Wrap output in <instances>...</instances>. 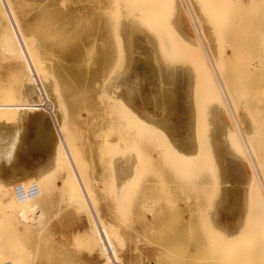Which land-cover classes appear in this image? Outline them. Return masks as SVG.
<instances>
[{"label":"rangeland","instance_id":"374dc122","mask_svg":"<svg viewBox=\"0 0 264 264\" xmlns=\"http://www.w3.org/2000/svg\"><path fill=\"white\" fill-rule=\"evenodd\" d=\"M171 1L8 0V8L11 7L13 9L14 12L11 14L16 17L20 32L25 41H27V45H31L30 49L28 46L27 50L28 52L30 50V52L26 54V50H24L25 53L23 54L25 55L23 56L26 57L29 54V60H33V63L31 62L30 64L29 61V64H26L28 60L24 61V57L21 54L23 51H19L16 54L17 56L19 53L21 54L17 58L13 55H11L13 56L12 58L10 55L8 56L10 52L5 48L0 38V100H6L7 97L11 101H23L24 98L27 100L36 99V103L39 101L37 103L39 105L37 108L39 110L37 111L39 112H36L39 115H37L36 119L40 120L43 116H47L46 113L49 109H52L56 114L52 115L51 118L49 117L48 123L52 122L54 118L57 123L55 127L52 126L51 128L49 126L50 128L42 129L36 135L37 145L32 143V147H30L31 151H33V144L35 147L39 145L38 147L42 150V153L48 154L47 159L49 161L46 169L48 171L44 172L46 175L44 176L43 172H41L39 175L43 177L38 176L40 181L37 180L40 184L36 181L38 184L34 183L31 185L33 194L31 193L29 196L25 194V196H28L27 198L21 196L22 199L19 197L17 200L16 198H12L16 200V203L12 199L9 201L14 204H12L14 208L10 210L16 211L15 214H18L15 221L13 213L14 219L12 220L18 221L19 225L24 224L22 227L25 226L27 228V225H30L32 220L36 219L27 231L18 228V225V231H14L16 227L12 228L13 231H10L14 237H11L12 240L17 239L13 241L19 243L21 248L25 249V252H30L31 259L29 258L30 261L28 260L27 264H102L114 252L112 250H110L111 252L108 250L107 253L106 251L104 252L103 247H101L103 244L100 246V240L98 242L95 239L96 237L100 238L106 235L105 230L108 233L110 230L109 234L112 233L113 241L116 244V257L120 261L119 264H264V193L262 192L264 191V95L258 94L254 87L251 92H248L244 83L239 82L240 85H237L236 90L238 97L234 99V105L230 103L228 105L229 108L226 110L228 117L230 118L231 116L234 122L239 119L238 123L236 122V127L239 128V135L242 133L245 135H241L243 139L242 144L245 143L246 146L244 145L243 147H246L249 153H244V148L241 146L243 160L232 155L235 157L233 164H236L237 159H240L237 162L244 169L247 167L248 172L251 170V167L249 169V159L253 161L254 166L257 165L255 168V173H257L253 176L256 183H258V180L259 184L263 183L261 184L263 187L262 194L260 191L258 194H253L251 180L248 181V185H245L246 183L243 182L241 184L239 177H229L226 179L224 173H222L220 160L214 157L215 153L213 154L212 151L215 149L209 138L207 139L212 126L211 120L208 123L209 114H207V110L202 106L203 104L201 105L202 102L200 106L198 105L200 108L196 106L199 111L196 108V119L194 118L196 120L194 122L197 124V130L195 129L196 135L194 137H197V139L195 138L196 144H200L197 146V152L193 151L191 153L195 154L191 155V157L188 156L189 151L184 148V145L188 144V137L184 136L185 132L183 133V128L177 125L174 96L173 98L169 96L172 95V91L170 92L169 90L173 88L176 79L174 82L172 80L177 77L176 75L179 71L180 73L183 71L184 74L188 72L187 74L191 75L190 72L193 70L194 59L193 54H190L189 46H192V42H195L196 39H202L196 42H198L199 46H202L200 48L207 55L206 57L209 59L210 64L212 62L211 59L214 57L212 56L214 53L211 50L216 53L215 57L219 55L222 60H225L224 54L219 53V51L216 52L214 42H211V39L209 42H207V39L206 41L204 40L205 35H207L206 31L207 33L210 32V23L213 22L211 19L217 16L225 20L224 27H226L228 34V44L231 50L235 52L234 63H240V57L246 51L256 52L258 49H264V0H211L212 2L210 0H178L179 7L181 5V8L185 10L181 11L185 14L186 12H190L186 14V17H191L189 20L187 19L189 21L187 22L190 25L194 21V25L192 24L191 28L196 26L195 29L198 31L196 32L195 29L190 28L192 30L191 33L195 31L193 36L196 37V39L191 37L192 35L190 36L191 38L189 37L192 42H190L187 36V38L183 39L182 37L185 36L177 30L174 24L173 1ZM192 1H194V4ZM198 3L202 5L195 6ZM217 3L219 4L217 5ZM171 12L173 16L170 15ZM8 14L11 15L10 13ZM185 14L183 15L185 16ZM195 20L198 21L196 22ZM200 20L206 27H203ZM198 22L200 28L198 27ZM1 23L0 19V35L3 32ZM148 28H150L149 31L152 30L154 32V35L152 31H148ZM200 29L204 30L203 34ZM202 35L204 36L201 37ZM155 36H158L159 40ZM185 44H188V47L187 45L185 47ZM185 52L188 53L186 54ZM181 58L186 62L184 60L181 61ZM187 61L190 62L187 63ZM178 64L181 65L178 69H175V65ZM28 65L30 67L34 65L32 67L35 71L34 74L38 72L35 77H38L39 73H42L39 77L43 80V84L46 83L44 84V88L49 86L46 87V90L49 92L50 98L41 95L35 97L33 93L28 92L32 89V86L37 85L33 81L31 73L29 74L32 68L28 67ZM184 65L187 66L185 70ZM141 66L143 70H141ZM211 66L213 69L214 65L211 64ZM35 67L38 71H36ZM164 69H167V71L163 72L164 74L159 73V71H164ZM169 70L175 71L171 73ZM176 70H179L178 73ZM215 71L216 81L221 86H224L223 82L225 83V80L222 77L219 79L218 76L220 74ZM61 73L64 75L65 81L69 83V86L74 89L72 100L74 101L73 112L77 117L75 121H69L68 118L69 106L58 80V74L62 76ZM140 74H144V76L146 74V76L140 79L137 77ZM159 76L164 77V79L162 80ZM168 76L171 78L167 79ZM165 78L169 84L173 83L172 86H169L171 89L168 87L169 84H165L167 83ZM85 80L89 84L84 83ZM260 81L264 82V77L260 78ZM49 82L52 84H49ZM165 88L166 91H164ZM225 96L227 99V94ZM229 100L227 99L228 103ZM126 107L127 109H124ZM103 111L110 118L115 117L117 120L120 119L123 126H126L123 128L122 134L103 133L101 131ZM203 111L204 113H202ZM133 114L136 115L133 116ZM136 116L139 122L136 120ZM23 117L25 118L26 114ZM8 121L12 125L16 122V126H12L9 122H6L8 125L4 124L10 125L7 127L2 123L0 126L2 139L13 142L22 135L25 142L24 146L26 147V143H29L28 138L25 140V137L28 136L26 132L29 133L28 129H30L28 122H24L22 119ZM135 121L138 123L142 121L143 124L148 125L146 126L148 129L145 127L141 128L143 125L141 123L138 125ZM248 122L249 124H244ZM22 124L24 126H21ZM20 126L26 130L20 128ZM93 128L98 131L91 132ZM226 134L227 132L224 134V138L227 137ZM117 135H123L126 138V141L121 138L124 144H126V151L120 150L117 145L115 148L109 146L107 140L113 136L117 137ZM54 136L55 140L58 136L62 138L61 141L58 140V144L59 142L63 143L57 145L58 147L63 146V149L62 147L60 148L66 152L67 158L61 150L59 152L56 150L55 153L51 152ZM88 136L91 141L95 142V146L91 145L89 149H85L83 143L88 142ZM185 138L187 141H184L186 140ZM210 143L214 150L211 149ZM79 144H81V147ZM182 147L184 148L183 150ZM228 147L226 145V148ZM199 148L200 151L198 150ZM208 149L213 156L209 153ZM228 149L230 152L233 151L232 153L235 155V148L230 146ZM87 153H89L91 158L96 156V161L98 162L97 177L96 175L94 176L93 165L89 166L82 158V155H86ZM55 154L58 155H56V160L63 156L60 164L56 163ZM131 154H134L132 157L135 161L137 160V167H135V174H133L137 179V183H135L136 180L134 182L128 181L125 185L123 182V184H120L121 186L117 183L116 185L121 189L120 195H117L118 188L114 182L112 185L103 182L104 172H107V178H110L109 174L111 173L115 174L116 177L118 174H124L127 167L125 163H129ZM179 154L180 156H186L184 157V161L183 158L181 160V157L177 156ZM253 156L254 159H252ZM208 157L210 159H207ZM212 157L215 160L212 159V161ZM62 159L65 161L67 159L70 165L64 160L62 161ZM63 162L67 163L68 166ZM112 164H115V166ZM54 166L55 169H53ZM69 166H73L77 170L76 172L79 173L76 175L79 178H83H80V180L76 178V175V177L74 175L71 176L73 169L69 171ZM108 170L111 171L108 173ZM116 171H118V174H116ZM52 172L53 174H51ZM93 178H100L103 183L95 182ZM76 179H79L77 184L74 182ZM72 181L76 187L72 186ZM79 181L81 182V185H79L81 187L77 186L80 183ZM68 184H71V186ZM83 185L86 187H83ZM69 186L71 187L72 194L69 192L70 189L68 191ZM245 186L248 188V193ZM75 191L79 193L73 196ZM234 192H237L239 195L237 200ZM132 193L133 196H131ZM138 193L139 196H136ZM81 194L85 197L87 196L86 198L90 195L89 198H92L90 200L91 203L88 199L85 200V197L83 198ZM253 195H256V197ZM101 196L112 202L113 205L115 204L116 213L122 214L123 217L125 215L123 210L126 211L127 205H132V202L134 204L137 197V205L143 214L144 221L147 222L146 217H149L147 226L142 231H136L132 227L120 229L109 224L101 216L99 210L102 202ZM78 197H82L86 203L89 201L90 204H88L90 206L88 207V204H85L83 200H79ZM131 197L133 198L132 202ZM28 201L29 204H27ZM30 204H34L32 205L33 207L35 206L34 209L36 208L38 211L39 208V211L36 212V209L35 211L32 209L34 213L29 212L32 207ZM9 205L11 208L10 203ZM82 206L86 207L83 208ZM8 208L6 207V211ZM10 210L8 211L10 212ZM19 210L22 212L27 211L25 213V215L27 214L26 218L29 216V213L31 217L35 213L37 214L35 215L36 217H33L34 219L29 216V224H25L24 221L27 220L26 223H28V219L23 218L25 215ZM87 211L89 212L87 213ZM0 212L2 215L4 214L3 207L2 209L0 208ZM1 217L0 215V219ZM18 219L20 221L24 219L21 222L22 224L19 223ZM217 219L223 223H220ZM3 220L1 226L3 225L4 229L0 228L3 229V232L4 230L7 232V225L3 223ZM79 224L81 225L80 227H78ZM123 224L125 226L126 223ZM221 224L222 227L219 228ZM8 225L10 227L12 225L15 226L13 223L12 225L8 223ZM103 225L110 229L107 231ZM225 231L227 234L233 235H227ZM0 232L2 233L1 230ZM96 232L97 234H95ZM7 233L6 236L9 235ZM11 233L9 236H12ZM125 233H130V235L125 236ZM234 233H237L236 236ZM1 235H3L2 238L4 237L3 239L5 240H0V243L3 242L4 244V241L6 243L9 240L6 241L9 236L6 238L4 233ZM225 235L228 237H225ZM8 242L7 245L9 244ZM11 251H13L12 248ZM22 252L21 254H25V252ZM105 264H108V262L106 261Z\"/></svg>","mask_w":264,"mask_h":264},{"label":"bare ground","instance_id":"6f19581e","mask_svg":"<svg viewBox=\"0 0 264 264\" xmlns=\"http://www.w3.org/2000/svg\"><path fill=\"white\" fill-rule=\"evenodd\" d=\"M129 1V0H128ZM173 1V9H174V17H175V26L177 27V30H179V33L181 32L182 34H183V36H185V37H182L183 39L184 38H187L188 37V39H189V37L191 36V37H194L193 36V34L195 33V31H196V29H195V27L193 28V29H195V31L193 32V33H191V25L193 24L194 25V21H193V23H191L190 25H189V18H191V17H186V14H189L188 12H186V14L184 13V12H182V11H185L184 9H182L181 8V5H180V7H179V2H178V0H172ZM171 1V2H172ZM211 1V0H210ZM183 2V1H182ZM194 1H192V3H193ZM197 2V1H196ZM212 2V1H211ZM220 2V1H219ZM180 3H181V1H180ZM216 3V2H215ZM8 0H0V19H1V24H2V28H3V32H2V34L0 35V38H1V41H2V43L4 44V46H5V48H7V50H8V52H10V54H8L7 52V54H8V56L10 55H13V56H15L16 58L17 57H19V54H18V56L16 55L19 51H23L21 54H22V56L23 55H25V54H23V53H25V51L24 50H26V54H27V50H28V46H29V49H30V46L31 45H27V41H25V39H24V37H23V35H22V33L20 32V29L18 28V24H17V20H16V17L15 16H13V14H11V13H13L14 11H13V9L11 8V7H9L8 8ZM182 4V3H181ZM194 4V3H193ZM214 4V3H213ZM219 3H217V5H218ZM185 5V4H184ZM200 5H202V4H200V3H198L197 5H195V6H200ZM195 6H194V8H195ZM214 6H215V4H214ZM186 7V6H185ZM217 7V6H216ZM198 8V7H197ZM212 9H215V8H212ZM132 10V9H131ZM182 10V11H181ZM187 10V9H186ZM195 10V9H194ZM201 10V9H200ZM219 10H221V8H219ZM170 11H171V9H170ZM188 11V10H187ZM222 11V10H221ZM133 12V11H132ZM8 13H10L11 15H9ZM212 13H214V12H212ZM183 14H185V16L183 15ZM206 14H207V12H206ZM170 15H172V12H171V14ZM214 15V14H213ZM140 16V15H139ZM173 16V15H172ZM199 16H200V14H199ZM209 16H211V15H209ZM215 16V15H214ZM195 17V16H194ZM201 17V16H200ZM144 18V17H143ZM199 18V17H198ZM202 18H203V16H202ZM210 18V17H209ZM208 18V20H210ZM188 19V20H187ZM195 19H196V17H195ZM192 20V19H191ZM199 20V19H198ZM197 20V21H198ZM207 20V19H206ZM211 20L213 21V22H211ZM210 20V26H211V28H210V26H209V28H210V32H208L207 33V31H206V34L207 35H205V41H206V39L208 40L207 42H209V40L212 42H214V47H215V49H216V52H218L219 51V53H222V54H224L225 55V60H222L221 59V57L219 56V55H217V57H215L216 56V53L213 51V50H211L213 53H214V55L212 54V56H214L213 58H212V56H211V64L212 65H214L213 67V69H212V66H211V64H210V61H209V59L206 57L207 55H205L204 53L205 52H203L202 50H201V48H200V46H199V44H198V42H196L197 40L199 41V40H202V39H200V38H198V39H196V37H194L195 39H196V41L195 42H192L190 39V42H192V46H189L190 47V54H193V59H194V65L192 66L191 65V63H190V65L192 66V68H193V70H191V75L189 74H184V72L182 71L181 73H180V68H179V70H176L177 71V73H178V71H179V73L176 75V74H174V75H176L177 77L176 78H174L172 81L174 82V80H175V84H173V88L171 89L169 86L171 85L172 86V84H169L167 81V79L169 78H171V77H169V76H171V75H169L168 77H167V79L165 78V80H166V82L167 83H165V84H169L168 85V87L171 89V90H169L170 92L172 91V95H169V96H171V98H173V96H174V106H175V109H176V111H177V117H175L176 118V122H177V125L179 126V127H182L183 129H182V131H183V133L185 132V137H188V144L187 145H184L185 147V149L186 150H188L189 151V155L188 156H190L191 157V155H194L193 153H191V152H193V151H195V152H197V146L200 144H196V140H195V138L197 139V137H194L196 134H195V129L197 128L196 126H197V124L194 122V121H196L195 119H196V115H195V113H196V108L198 109V107L200 106V103H201V105L204 107V109L205 110H207V114H209L210 116H211V118H210V116L208 115V117L210 118H208V123L210 122V120H211V126H212V129H210V134H208L209 135V137H207V139L209 138V140L212 142V145H213V147H214V149L212 148V145H211V143H210V145H211V149L212 150H214V151H212V153L214 154L215 153V155H214V157L215 158H217V159H219L220 160V165H221V168L220 169H222V173H224V175H225V177H226V179H228L229 177L231 178V177H234V178H238L239 177V180L241 181V184H242V182L243 183H246L245 185H248V181H250L251 180V183H252V192H253V194L255 193H257L258 194V192L260 191H262V185L261 184H263V183H260L259 184V180H258V183H256V181H255V179H254V174H256L255 173V168H256V166H254V163H253V161H251V159H249V169H250V167H251V170H250V172H248V170L245 168L244 169V167H242L241 165H239V163L237 162L238 160L240 161V159L242 158V160H243V151H242V147L245 145V143L244 144H242V134L241 135H239V133H240V131L238 130L239 128H237L236 127V122L239 120H237L236 122H234V120L232 119V117L230 116V118L228 117V115H227V109L229 108V106L228 105H230V103L232 104V105H234V99L235 98H237L238 97V93H237V85L239 84L240 85V83L239 82H242V83H244V85L246 86V88H247V90H248V92H251V90L253 89V87L256 89V92L258 93V94H262V95H264V82L263 81H260V78L262 79L263 77H264V49H258L256 52H251V51H246V52H244L243 53V56L242 57H240L241 58V61H240V63H234L233 61V58H234V55H235V52L234 51H232L231 50V48L229 47V44H228V40H227V38H228V34H227V31H226V27H224V21L225 20H222V18L220 19L218 16L217 17H215V18H213V19H211ZM125 21V20H124ZM130 21V20H129ZM144 21V20H143ZM188 21V22H187ZM196 21V20H195ZM196 21V22H197ZM203 21L205 22V20H204V18H203ZM202 21V22H203ZM141 22H142V20H141ZM192 22V21H191ZM209 22V21H208ZM134 23V22H133ZM200 23H201V20H200ZM144 24V23H143ZM202 24V23H201ZM192 25V26H193ZM198 25H199V22H198ZM203 25V24H202ZM202 25H201V28H202ZM206 25H207V21H206ZM143 26V25H142ZM146 27H148L147 25H146ZM199 28H200V25L198 26ZM203 27H206V26H204L203 25ZM208 27V26H207ZM119 28V27H118ZM143 28V27H142ZM171 28V27H170ZM191 28V29H190ZM145 29V28H144ZM149 29L150 28H148V31H149ZM204 29V28H203ZM145 30H147V29H145ZM171 30V29H170ZM202 29H200V31H201ZM117 31H118V29H117ZM152 31V30H151ZM151 31H149V32H151ZM173 31V30H172ZM223 31V32H222ZM120 32V31H119ZM174 32V31H173ZM176 32V31H175ZM196 32H198V31H196ZM203 32H204V30H202L201 31V33L203 34ZM152 33H153V35H154V32L152 31ZM177 33V32H176ZM212 34V36H213V39H212V36H211V34ZM120 34V33H119ZM178 35V34H177ZM197 36H199L198 34H196ZM204 35H202L201 37H203ZM151 36V35H150ZM187 36V37H186ZM206 36H208V37H206ZM156 37V36H155ZM175 37H177V36H175ZM190 37V38H191ZM200 37V36H199ZM156 38H158V36L156 37ZM179 38V37H178ZM209 38V39H208ZM180 39V38H179ZM157 40H159V38L157 39ZM192 40H193V38H192ZM130 41V40H129ZM204 41V42H205ZM160 42V41H159ZM185 43H186V41H184ZM188 43V42H187ZM200 43V42H199ZM28 44H29V42H28ZM32 44V43H31ZM125 44V43H124ZM148 44V43H147ZM210 44V43H209ZM260 44V43H259ZM186 45H187V47H188V44H185V47H186ZM189 45H191V44H189ZM261 45H262V42H261ZM33 46H34V44H33ZM148 46V45H147ZM210 46H212L211 44H210ZM209 46V48L211 49V47ZM122 47V46H121ZM182 47H184V46H182ZM202 47V46H201ZM213 47V46H212ZM214 47H213V49H214ZM150 48V47H149ZM135 49V48H134ZM177 49H179V48H177ZM182 49V48H181ZM6 50V51H7ZM151 50V49H150ZM186 50V49H185ZM4 51V50H3ZM182 51V50H181ZM188 51V50H187ZM29 52H30V50H29ZM28 52V53H29ZM152 52V51H151ZM5 53V52H4ZM131 53V52H130ZM186 53V52H185ZM184 53V54H185ZM188 53V52H187ZM186 53V54H187ZM6 54V55H7ZM21 54H20V56H21ZM156 55V54H155ZM162 55V54H161ZM13 56H11V58L13 57ZM29 54L25 57V56H23V57H21V58H23L24 59V61L27 59L28 61L26 62V64H29ZM122 56V55H121ZM181 56V55H180ZM190 56V55H189ZM219 56V57H218ZM30 57H32V56H30ZM127 57V56H126ZM129 57V56H128ZM182 57V56H181ZM184 58V57H183ZM186 58V57H185ZM127 59V58H126ZM160 59V58H159ZM158 59V60H159ZM175 59H177V57H175ZM182 59V58H181ZM181 59H179V60H181ZM192 59V58H191ZM192 59V60H193ZM15 60V59H14ZM22 60V59H21ZM32 60V59H31ZM140 60V59H139ZM184 59H182L181 61H183ZM188 60V59H187ZM123 61V60H122ZM170 61V60H169ZM176 61V60H175ZM174 61V62H175ZM180 61V62H181ZM185 61V60H184ZM22 62H23V60H22ZM31 62L33 63V60L32 61H30V64H31ZM36 62V61H35ZM38 62V61H37ZM124 62V61H123ZM142 62V61H141ZM186 62V61H185ZM188 62H190V61H187V63ZM184 63V62H183ZM37 64V63H36ZM35 64V65H36ZM161 64V63H160ZM170 64V63H169ZM177 64V63H176ZM182 64V63H181ZM181 64H178V65H175L174 67H175V69L177 68L178 69V67L181 65ZM131 65V64H130ZM141 65H142V63H141ZM163 65V64H162ZM32 67H34V65H31ZM37 66H38V64H37ZM122 66V65H121ZM144 67H145V65H143ZM185 66V65H184ZM28 67H30V65H28ZM32 67H30V68H32ZM142 67V66H141ZM182 67H183V64H182ZM187 66H185L184 67V70L185 69H187L186 68ZM190 67V66H189ZM33 69V68H32ZM32 69H30V72L29 71H27V72H29V74L31 73V76H32V78H33V81H35L36 83H37V85H35V86H32V89L30 90V91H28L29 93H33L34 94V96L35 97H37V96H39V95H41V96H44V97H49V92H47V90H46V87H49V86H46L45 88H44V84H46V83H44L43 84V80H41V78L39 77L42 73H39L40 75L37 77H35V75H36V73L38 74V72H36L35 74H34V69H33V73L31 72L32 71ZM35 69H36V67H35ZM174 69V68H173ZM172 69V70H173ZM190 69V68H189ZM188 69V70H189ZM141 70H143V67L141 68ZM140 70V71H141ZM148 70V69H147ZM182 70V69H181ZM217 71V73L218 74H220L218 77H219V79H220V77H222L224 80H225V83L223 82V80H222V78H221V80H222V82H223V84H224V86H221L220 84H219V82L218 81H216V77H215V75H214V71ZM36 71H38L37 69H36ZM165 71H167V69H164V71H162L161 70V72L159 71V73H163V72H165ZM169 71H171V70H169ZM169 71H168V73H169ZM175 71V70H174ZM174 71H171V73L172 72H174ZM215 71V72H216ZM26 72V71H25ZM45 72V71H44ZM121 73V72H120ZM146 73V72H145ZM150 73V72H149ZM170 73V74H171ZM29 74H26V75H29ZM164 74V73H163ZM166 74V73H165ZM25 76V75H24ZM125 76V75H124ZM145 76H146V74H145ZM144 76V74H140V75H138L137 77H139L140 79H142V77H145ZM28 77H30V76H28ZM46 77H48V76H46ZM155 77V76H154ZM160 77V76H159ZM166 77V76H165ZM31 78V79H32ZM160 78H162V80L164 79V77H160ZM30 79V80H31ZM50 80V79H49ZM117 80V79H116ZM160 80V79H159ZM257 80V81H256ZM259 80V81H258ZM53 81V80H52ZM126 81V80H125ZM124 81V82H125ZM172 81H170V82H172ZM45 82V81H44ZM222 82H220V83H222ZM134 83V82H133ZM161 83H162V81H161ZM237 83V84H236ZM256 83V84H255ZM49 84H52L51 82H49ZM163 84V83H162ZM32 85V84H31ZM163 86V85H162ZM242 87V86H241ZM163 88V87H162ZM167 88V87H166ZM166 88L164 89V91H166ZM128 89V88H127ZM131 89V88H130ZM132 89H134V87H132ZM50 90V89H49ZM136 90V89H135ZM126 91V90H125ZM130 91V90H129ZM128 92V91H127ZM123 93H124V91H123ZM128 93H130V92H128ZM166 94V93H165ZM170 94V93H169ZM227 94V99H230L229 100V103H228V101H227V99H226V95ZM57 95V94H56ZM126 95V94H125ZM128 95V94H127ZM131 95V94H130ZM168 95V94H167ZM168 96V97H169ZM46 98V99H47ZM50 98V97H49ZM133 98V97H132ZM2 99V98H1ZM9 97H7V99L6 100H0V126H1V124L3 123H6V122H9L8 120H17V119H22V120H24V122L26 121V122H28V124L30 125V129H28L29 130V133L28 132H26V134H28V136L27 137H25V140H27V138H28V140H29V143L27 142L26 144V147L24 146V144H25V142H24V137L22 136V135H20V137L18 138V139H14L15 141H11V142H8V141H6L5 139H2V137H1V135H0V201L1 200H3V201H1L0 202V205H1V209H2V207H3V211H4V214L2 215V210H1V212H0V215L3 217V219H2V217H1V219L4 221L3 223L4 224H6L5 226H6V229H7V232L9 231H13V229L16 227V229H14V231H18V228H21L22 230L24 229L25 231H27V229L29 228V226L32 224V222L34 221L35 222V220H32V219H30V220H32V222H31V224L30 225H27V228L24 226V227H22L23 225H19L18 224V221L17 222H15L16 221V217L18 216V214L16 215L15 213H16V211L14 212L13 210V212L10 210V209H12V208H14V206H12V204H13V202L11 203V202H9V201H11V199L12 198H16V200L17 199H19V197L21 198V196H23L24 198L26 197H28L31 193L33 194V189H32V184H34V183H39V177L40 176H42V175H39L41 172H43L42 174H44V176L46 175L44 172L46 171V169H47V164H48V159H47V155H45V154H43L42 153V150L38 147V146H34V144L35 145H37V140H36V135L38 134V133H40L41 132V130L42 129H44V128H48L49 126H51V128H52V126H54L55 127V125L57 124L56 123V119L54 118V119H52V122H50V123H48V120H49V117L51 118L52 117V115H54V114H56V112L54 111V110H52V109H49V111L47 112V111H45V112H47L46 114H47V116H43L40 120H38V119H36L37 118V115H39V114H37L36 112H39V111H37V110H39V109H37L38 107H39V105L37 104L39 101H37V103L35 102V100L36 99H34V100H27L26 98H24L23 99V101H11V99H9ZM39 99V98H38ZM147 99V98H146ZM170 99V98H169ZM22 100V99H21ZM144 100V99H143ZM246 100H247V97H246ZM32 101V102H31ZM128 101V100H127ZM41 102V101H40ZM48 102V101H47ZM133 102V101H132ZM150 102V101H149ZM124 104V103H123ZM133 104V103H132ZM245 104V103H244ZM52 105H53V103H52ZM124 105H126V104H124ZM146 105V104H145ZM199 105V106H198ZM231 105V106H232ZM40 106H41V103H40ZM43 106V105H42ZM51 106V105H50ZM147 106V105H146ZM196 106H198V107H196ZM245 106V105H244ZM233 107V106H232ZM200 108V107H199ZM234 108V107H233ZM54 109H55V107H54ZM124 109H127V107L126 108H124ZM129 109V108H128ZM137 109V108H136ZM202 109V108H201ZM48 110V109H47ZM203 110V109H202ZM40 111H41V109H40ZM127 111V110H126ZM198 111H199V109H198ZM229 111V110H228ZM235 111V110H234ZM44 113V112H43ZM128 113H130V112H128ZM202 113H204V111L202 112ZM24 114H26V117L24 118L23 117V115ZM36 114V115H35ZM199 114H201V113H199ZM206 114V115H207ZM134 115H136V114H133V116ZM141 115V114H140ZM144 115V114H143ZM205 115V114H204ZM233 115V114H232ZM132 116V118H134ZM170 117V116H169ZM45 118V119H44ZM143 118V117H142ZM195 118V119H194ZM205 118H207V117H205ZM237 118V117H236ZM242 118V117H241ZM58 119H59V117H58ZM58 119H57V122H58ZM144 119V118H143ZM143 119H142V121H143ZM201 119V118H200ZM203 119V118H202ZM6 120V121H5ZM136 120H137V116H136ZM149 120V119H148ZM205 120H207V119H205ZM247 120V119H246ZM21 121V120H20ZM138 122H139V119L137 120ZM137 121H135V122H137ZM142 121L140 122L141 123V125H143V127H141V128H146V129H148L146 126H148V125H146L145 123V126H144V124L142 123ZM204 121V120H203ZM243 121V120H242ZM18 122V121H17ZM22 122V121H21ZM20 122V123H21ZM23 122V123H24ZM137 122V123H138ZM198 122H199V119H198ZM202 122V121H201ZM200 122V123H201ZM207 122V121H206ZM16 123V122H15ZM15 123L12 125V123H10L9 122V124H11L12 126H16L15 125ZM140 123H138V125L140 124ZM148 123V122H147ZM203 123V122H202ZM208 123H206V124H208ZM238 123V122H237ZM7 124V123H6ZM6 124H4V126H7ZM25 124V123H24ZM24 124H22L21 126H24ZM150 124V123H149ZM239 124H241V123H239ZM245 125L246 124H249V122L248 123H244ZM59 125V124H58ZM137 125V126H138ZM210 125V124H209ZM10 126V125H9ZM9 126H7V127H9ZM18 126H19V124H18ZM20 126V128H24V127H21ZM27 127H28V125H26ZM207 127V126H206ZM240 127H241V125H240ZM50 128V127H49ZM59 128V127H58ZM138 128V127H137ZM245 128V127H244ZM25 129V128H24ZM57 129V128H56ZM177 129H178V127H177ZM208 129V128H207ZM240 129H243V128H240ZM26 130V129H25ZM27 130V131H28ZM179 130H181V129H179ZM197 130V129H196ZM56 131V130H55ZM148 131V130H147ZM248 131V130H247ZM251 131V130H250ZM227 132V137H225V138H227V139H225L224 138V134ZM239 132V133H238ZM178 133V132H177ZM197 133V132H196ZM205 133V132H204ZM248 133V132H247ZM1 134H3L2 132H1ZM23 134H24V132H23ZM26 134H25V136H26ZM53 134H54V132H53ZM250 134V133H249ZM60 136H61V134H59ZM174 135H176L175 133H174ZM187 135V136H186ZM60 136H58L57 137V139L55 140V136H54V140H53V144H52V153H55L56 152V150L59 152V150H61V148L60 147H62V149H63V146L61 145V146H59L58 147V145H60V144H62V143H60L59 142V144H58V140L59 141H61V137ZM182 136V135H181ZM207 136V135H206ZM243 136H245L244 134H243ZM39 137V136H38ZM60 137V139H58ZM176 137V136H175ZM183 137V136H182ZM169 138V137H168ZM184 138V137H183ZM202 138H203V136H202ZM225 140H224V139ZM186 139V138H185ZM40 140V139H39ZM168 140H170V139H168ZM200 140H201V136H200ZM41 141V140H40ZM184 141H187V139L186 140H184ZM245 141H246V139H245ZM244 141V142H245ZM169 142V141H168ZM170 142H172L171 140H170ZM179 142V141H178ZM32 143H34L33 144V151H31V148L30 147H32ZM198 143V142H197ZM207 143H208V141H207ZM247 143H248V140H247ZM58 144V145H57ZM73 144V143H72ZM171 144V143H170ZM182 144V143H181ZM209 144V143H208ZM43 145V144H42ZM209 145V146H210ZM226 145H227V147H228V145H229V147L231 146L232 148H235L236 149V152H235V155L232 153V152H230V150L228 149V148H226ZM249 145V144H248ZM174 146V145H173ZM172 146V147H173ZM202 146V145H201ZM242 146V147H241ZM246 146V145H245ZM56 147H58V148H56ZM65 147H67V146H65ZM179 147V146H178ZM208 147V146H207ZM249 147V146H248ZM183 147H182V150L184 149ZM203 148V147H202ZM202 148H201V150H202ZM209 148V147H208ZM244 148V147H243ZM54 149H55V151H54ZM67 149V148H66ZM210 149V150H211ZM171 150V149H170ZM199 151H200V148L198 149ZM244 153H246V154H249L248 153V150H247V148L245 147L244 149ZM62 151V150H61ZM68 151V150H67ZM176 151V150H175ZM204 151V150H203ZM208 151H209V149H208ZM207 151V152H208ZM63 152V155H65V157L67 158V156H66V152H64V150L62 151ZM69 152V151H68ZM185 152V151H184ZM251 152V151H250ZM191 153V154H190ZM198 153H200V152H198ZM209 153L210 154H212L210 151H209ZM59 154V153H58ZM69 154H70V152H69ZM173 154V153H172ZM177 154V153H176ZM205 154V153H204ZM213 154H212V156H213ZM57 154H55V161H57L56 163L58 164H60L61 163V158L63 157H59L57 160H56V157L58 156H56ZM134 155V154H133ZM235 156L236 158H240V159H237V161H236V164L234 163L233 164V162H234V158L235 157H233V156ZM252 155V154H251ZM177 156H179V157H181V160H182V158H183V161H184V157H186V156H180V154L179 155H177ZM210 157H211V155H209ZM247 156V155H246ZM249 156V155H248ZM64 157V158H65ZM77 157V156H76ZM178 157V158H179ZM195 157V156H194ZM210 157H208L207 159H210ZM119 158V157H118ZM121 158V157H120ZM129 158H132V155H131V157H129ZM193 158V157H192ZM248 158H251V157H248ZM115 159V158H114ZM123 159V158H122ZM121 159V160H122ZM186 159V158H185ZM188 159V158H187ZM191 159V158H190ZM197 159V158H196ZM215 160L213 157L211 158V160ZM252 159H254V156H253V158ZM64 159H62V161H63ZM72 160V159H71ZM124 160V159H123ZM192 160V159H191ZM198 160V159H197ZM212 160V161H213ZM241 160V161H242ZM245 160V159H244ZM65 161V160H64ZM69 161V160H68ZM127 161V160H126ZM137 161V160H136ZM135 161V162H136ZM178 161H180V160H178ZM210 161V160H209ZM211 161V162H212ZM218 161V160H217ZM248 161V160H247ZM65 162H67V159H66V161ZM65 162H63L66 166H68L67 165V163H65ZM124 162V161H123ZM122 162V163H123ZM181 162V161H180ZM189 162H190V160H189ZM201 162V161H200ZM216 162V161H215ZM255 162H256V160H255ZM130 163V162H129ZM187 163H188V161H187ZM193 163V162H192ZM214 163V162H213ZM217 163V162H216ZM222 163V164H221ZM54 164H55V162H54ZM69 165H70V162L68 163ZM72 164V163H71ZM74 164V163H73ZM84 164V163H83ZM126 164V163H125ZM127 164H128V162H127ZM134 164V163H133ZM182 164H184L183 162H182ZM189 164V163H188ZM195 164V163H194ZM240 164H241V162H240ZM256 164V163H255ZM56 165V164H55ZM113 165V164H112ZM214 165V164H213ZM244 165V164H243ZM58 166V165H57ZM86 166V165H85ZM113 166H115V164L113 165ZM246 166V165H245ZM71 167V168H70ZM78 167V166H77ZM119 167V166H118ZM121 167V166H120ZM259 167V166H258ZM258 167H257V169H258ZM50 168V167H49ZM195 168V167H194ZM53 169H55V166L53 167ZM60 169H61V167H60ZM70 169H73L72 171V175L71 176H73L74 175V177H76L77 175L76 174H79L78 172H76L77 170L76 169H74L73 168V166H69V168H68V170L69 171H71ZM256 169V170H257ZM48 171V170H47ZM46 171V172H47ZM50 171V170H49ZM79 171V170H78ZM51 172V171H50ZM74 172H75V174H74ZM117 172V173H116ZM115 173L116 174H118V171H116ZM252 172V173H251ZM258 172H259V169H258ZM70 173V172H69ZM85 173V172H84ZM83 173V174H84ZM125 173H127V172H125ZM48 174V173H47ZM51 174H53V172L51 173ZM131 174V173H130ZM261 174V173H260ZM259 174V175H260ZM76 175V176H75ZM115 175V174H114ZM121 175V174H120ZM39 176V177H38ZM51 176V175H50ZM81 176V175H80ZM118 176H119V174H118ZM117 176V177H118ZM43 177V176H42ZM116 177V178H117ZM253 177V178H252ZM76 178H79V176H77ZM81 178V177H80ZM79 178V179H80ZM83 178V177H82ZM81 178V179H82ZM258 178V177H257ZM48 179V178H47ZM46 179V180H47ZM75 179V178H74ZM73 179V180H74ZM78 179V180H79ZM80 179V180H81ZM124 179V178H123ZM225 179V178H224ZM259 179V178H258ZM37 180H39V181H37ZM77 179H76V181H74L76 184H77V181H78ZM117 181H118V179H116ZM116 180H115V182H116ZM128 180V179H127ZM130 180V179H129ZM231 180H233V179H231ZM37 181V182H36ZM43 181H45V179H43ZM83 181V180H82ZM122 181V180H121ZM236 181H237V179H236ZM42 182V181H41ZM71 182V181H70ZM73 181H72V186L74 185L75 187H76V185H75V183H74ZM80 182V181H79ZM37 183V184H38ZM40 184V183H39ZM85 184V183H84ZM123 184V183H122ZM130 184V186H132L131 185V183H129ZM128 184V185H129ZM249 184H250V182H249ZM68 185H70L71 186V184H68ZM79 185H81V182L80 183H78V185L77 186H79ZM115 185H116V183H115ZM124 185H125V183H124ZM227 185V184H226ZM31 186V187H30ZM69 186V188H68V191H69V189L71 188ZM117 186V185H116ZM135 186V185H134ZM79 187H81V186H79ZM78 187V188H79ZM83 187H86L85 185H83ZM246 187V186H245ZM129 188V187H128ZM247 188V187H246ZM37 189H38V186H37ZM72 189H73V187H72ZM85 189V188H84ZM119 189H120V187H119ZM127 189V188H126ZM125 189V190H126ZM130 189V188H129ZM134 189V188H133ZM251 189V188H250ZM75 190V189H74ZM73 190V191H74ZM78 191H79V189H77ZM247 190V193H248V188L246 189ZM264 190V189H263ZM82 191V190H81ZM86 191V190H85ZM118 191V190H117ZM69 192H71V189H70V191ZM88 192V191H87ZM232 192V191H231ZM239 192V191H238ZM241 192V191H240ZM263 193H264V191H262ZM262 192H261V194H262ZM77 193V191H75V193H74V195L73 196H75V194ZM79 193V192H78ZM77 193V194H78ZM82 193L83 194H85L84 193V191H82ZM123 193V192H122ZM25 194L26 195H28V196H25ZM71 194H72V192H71ZM71 194H70V196H71ZM89 194H91V193H89ZM240 194V193H239ZM260 194V193H259ZM18 195V197H16ZM69 195V194H68ZM94 195V194H93ZM124 195V194H123ZM126 195V194H125ZM128 195V194H127ZM234 195H236L237 197H236V200H237V198H239V195H238V193L237 192H234ZM251 195V194H250ZM264 195V194H263ZM33 196V195H32ZM73 196H71V197H73ZM79 196V195H78ZM81 196H83L82 194H81ZM89 197H90V195H88ZM253 196H255L256 197V195H253ZM252 196V197H253ZM3 197V198H2ZM31 197V196H30ZM85 196H83V198H84ZM87 197V196H86ZM85 197V200L86 199H88L89 201L90 200H92V198L90 199L89 197L88 198H86ZM70 198V197H69ZM82 198V197H81ZM81 198H79L78 197V199L79 200H83V198L81 199ZM22 199V198H21ZM31 199V198H30ZM125 199V198H124ZM16 200H13L12 199V201H15V203H16ZM74 200V199H73ZM85 200H83L84 202H85ZM121 200V199H120ZM254 200V199H253ZM8 201V202H7ZM26 201V200H25ZM25 201H23V202H25ZM30 201V200H29ZM29 201H28V203L27 204H29ZM89 201H87V203L85 202V204H88L89 203ZM251 201V200H250ZM5 202H7V203H5ZM22 202V204L24 205V203ZM39 202V201H38ZM69 202H70V199H69ZM82 202V201H81ZM94 202V201H93ZM125 202V201H124ZM224 202V201H223ZM231 202H233L232 200H231ZM252 202V201H251ZM2 203V204H1ZM4 203V204H3ZM9 203L11 204V208H10V205H9ZM90 203H91V201H90ZM89 203V204H90ZM227 203V202H226ZM85 204H83V205H85ZM87 205L88 207L90 206V205ZM14 205V204H13ZM26 205V204H25ZM31 206L32 205H34V204H30ZM37 205V204H36ZM123 205H124V203H123ZM252 205V204H251ZM4 206H5V208H4ZM8 206H9V208H8ZM26 206H29V205H26ZM30 206V207H31ZM223 206V205H222ZM6 207L8 208L7 209V211L8 210H10V212H12V213H10L9 211L7 212L6 211ZM33 207V206H32ZM31 207V209H30V211L29 212H31L32 214L34 213V211H35V209H34V207L32 208ZM38 207V206H37ZM83 207V206H82ZM84 207H86V206H84ZM83 207V208H84ZM20 208V207H19ZM19 208H17V209H19ZM15 209H16V207H15ZM27 209V208H26ZM28 209H29V207H28ZM27 209V210H28ZM32 209H34V211H32ZM86 209V208H85ZM222 210V209H221ZM233 210V209H232ZM231 210V211H232ZM20 211V210H19ZM18 211V212H19ZM38 211H39V208H38ZM37 211V209H36V212H38ZM86 211V210H85ZM120 211V210H119ZM124 212H125V210H123ZM234 211V210H233ZM17 212V213H18ZM21 213H24L23 215H25V213L27 212V211H24V212H22V211H20ZM89 211H87V213H88ZM220 212V211H219ZM258 212V211H257ZM260 212V211H259ZM8 213V214H7ZM14 213V214H13ZM21 213H20V215H21ZM230 213V212H229ZM235 213H236V211H235ZM15 216V219H14V216ZM37 213H35V215H36ZM39 214V213H38ZM227 214H228V211H227ZM233 214V213H232ZM7 215L9 216L8 218H7ZM29 216H30V218H33V217H31V214L29 213L28 214ZM236 215V214H235ZM5 216H6V218H5ZM10 216H13V217H10ZM26 216H27V214L23 217V218H25V219H28V217L26 218ZM21 217V216H20ZM36 217V216H35ZM221 217V216H220ZM219 217V218H220ZM225 217V216H224ZM22 218V217H21ZM20 218V219H21ZM218 218V219H219ZM0 219V220H1ZM9 219V220H8ZM12 219H14V220H12ZM34 219V218H33ZM217 219V220H218ZM240 219V218H239ZM2 220H1V222H2ZM12 220V221H11ZM19 220V219H18ZM24 220V219H23ZM22 220V221H23ZM215 220V219H214ZM229 220V219H228ZM261 220V219H260ZM11 223H10V222ZM22 221H20L19 220V223L20 224H22L21 222ZM27 221V220H26ZM26 221H24L25 222V224H29V219H28V223H26ZM219 221V220H218ZM221 221V220H220ZM219 221V222H220ZM1 222H0V227H2L3 229H4V226L2 225L1 226ZM6 222H8L9 224H11L12 225V223L15 225V226H11L10 227V225H8V223H6ZM15 222V223H14ZM23 222V223H24ZM219 222H218V224H219ZM97 223V222H96ZM101 223V222H100ZM220 223H223V222H220ZM17 225H18V228H17ZM220 225V224H219ZM20 226V227H19ZM32 226V225H31ZM30 226V227H31ZM104 226V225H103ZM34 227V226H33ZM94 227V226H93ZM96 227V226H95ZM99 227V226H98ZM222 227V224H221V226L219 227V228H221ZM227 227V226H226ZM13 228V229H12ZM35 228V227H34ZM99 228H101V227H99ZM103 228V227H102ZM104 228L105 229H107V231L110 229H108L107 228V226H104ZM233 228V227H232ZM3 229H1L0 228V230L2 231V233H4V235H5V237L7 238V236H9L10 235V233H9V235H7L6 236V231L4 230V232H3ZM12 229V230H11ZM94 230H95V228H93ZM228 229V228H227ZM263 229H264V227H263ZM224 230V229H223ZM223 230H221V231H223ZM229 230H230V228H229ZM236 230V229H235ZM96 231V230H95ZM94 231V232H95ZM103 231H104V229H103ZM218 231V230H217ZM226 231H228V230H226ZM226 231H225V233H226ZM230 231H232V230H230ZM6 232V233H5ZM105 232V234L106 235H104V236H102V237H100V238H95V239H97V241L99 242V240H100V246L103 244V246H101V247H103V251L105 252L106 251V253H107V250L109 251V252H111L110 250H112V251H114L112 254V256H110V258L109 259H107L106 261L108 262V264H119L120 263V261L117 259V255H116V244H115V242L113 241V238H112V233L111 234H109L110 233V230H109V233L108 232H106V230L104 231ZM103 232V233H104ZM234 232V231H233ZM236 232H237V230H236ZM1 232H0V240L1 241H3V240H5V239H3L2 238V236L3 235H1L2 234ZM7 233V234H8ZM24 233H26V232H24ZM222 233V232H221ZM15 234V233H14ZM95 234H97V232L95 233ZM107 234H109V235H107ZM227 234V233H226ZM229 234V233H228ZM227 234V235H228ZM235 234V236H236V234L237 233H234ZM11 235L12 236H9L7 239H6V241L9 239H11L8 243V245H7V242L5 243V241H4V244H3V242H1L0 244V264H27V262H28V260H29V258H30V252L28 253V252H25V249H23V248H21V246L19 245V243H17V242H15V241H13V240H17V239H13L12 240V238H14L13 237V234L11 233ZM88 235V234H87ZM100 235V234H99ZM227 235H225V237L227 236ZM229 235H233V234H229ZM96 236V235H95ZM94 236V237H95ZM224 236V235H223ZM230 236V237H231ZM12 237V238H11ZM110 237V238H109ZM224 237V238H225ZM228 237V236H227ZM229 237V238H230ZM107 238H109V239H107ZM232 238V237H231ZM93 241H94V239H93ZM109 241V242H108ZM12 242V243H11ZM15 242V243H14ZM102 242V243H101ZM233 242V241H232ZM11 243V244H10ZM17 243V244H16ZM99 244V243H98ZM97 245V244H96ZM100 247V248H101ZM11 248H12V250L13 251H11ZM101 250H102V248H101ZM21 251H23V252H25V254H21ZM31 251V250H30ZM22 252V253H23ZM100 252V251H99ZM11 253H13V254H11ZM26 254H28V255H26ZM109 254V253H108ZM31 259V258H30ZM30 261V260H29ZM106 261H103V263L102 264H105L106 263Z\"/></svg>","mask_w":264,"mask_h":264},{"label":"crops","instance_id":"0c3cea01","mask_svg":"<svg viewBox=\"0 0 264 264\" xmlns=\"http://www.w3.org/2000/svg\"><path fill=\"white\" fill-rule=\"evenodd\" d=\"M62 74V73H61ZM58 80H59V83H60V86L62 88V90L64 91L65 93V96H66V100H67V103H68V106H69V114H68V118H69V121L72 120V121H75L76 120V114L73 112V100H72V97H73V93H74V89L72 87L69 86V83L67 81H65V77L64 75L62 74V76H60L58 74ZM84 83H88L86 80L84 81ZM95 83V82H93ZM89 84V83H88ZM102 120H103V124L101 125V131L103 133H107V132H110V133H118V134H122L123 132V128L126 127V126H123V123H121L120 119H116L115 117L113 118H110V116L106 115L103 111V114H102ZM97 130V129H96ZM95 130V128H93V130H91V132H97ZM124 139L126 141V138L122 135H117V137L113 136L112 138L108 139L107 142L109 143V146H112L115 148V146L117 145L119 147L120 150H125L126 151V144H124V141L121 140ZM105 141V140H104ZM95 142L91 141L90 140V137L88 136V142L86 143H83V147L85 149H89L91 145L95 146L94 144ZM80 147H81V144H79ZM125 145V147H124ZM132 155V154H131ZM83 157V160L86 162V164H88L89 166L93 165V169H94V176L96 175V177L98 176L97 174V169H98V162L96 161V156H93L92 158L90 157L89 153H87L86 155H82ZM133 156V155H132ZM129 162L127 164L126 162V169H125V173L124 174H119L118 177L119 178V182L116 180L118 179V177L116 178V176L111 173L109 174L110 178H107V172L105 171L104 172V180L103 182L105 184H113L114 183H118L119 185L121 183H126L128 181H135V183H137V179L135 178V175L133 176L134 173V170H135V167H137L136 165V162L134 160V158L132 157L131 159H129ZM108 163V162H107ZM134 163V164H133ZM97 165V166H96ZM111 170H108V173L110 172ZM131 173V174H130ZM100 174V173H99ZM124 178V179H123ZM128 179V180H127ZM130 179V180H129ZM93 180L95 182H98V183H103L102 180L97 179V178H93ZM116 180V182H115ZM122 180V181H121ZM141 181V180H140ZM139 181V183H140ZM142 182V181H141ZM115 186V185H114ZM121 186V185H120ZM117 188L119 191H117V195L121 193V189H119L118 185H117ZM131 196H133V193L131 194ZM136 196H139V193L138 195L136 194ZM101 207H100V213H101V216H103V218L108 221L109 224L115 226L116 228H127V227H132L134 230L136 231H142L144 229V227L147 226V222L149 221V217H146L147 219V222L144 221L143 219V214L141 212V210H139L138 208V201H137V197H136V200L134 201V204L132 202V197H131V202H132V205H127V210L125 211V215L123 217L122 214H117L116 213V210H115V207L113 205L112 202L108 201L105 199V197H102L101 196ZM123 223H126L125 226ZM81 225L79 224L78 227H80ZM125 236H129L130 233H125L124 234Z\"/></svg>","mask_w":264,"mask_h":264}]
</instances>
